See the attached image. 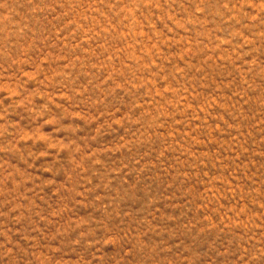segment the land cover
Here are the masks:
<instances>
[{
	"label": "rangeland",
	"instance_id": "1",
	"mask_svg": "<svg viewBox=\"0 0 264 264\" xmlns=\"http://www.w3.org/2000/svg\"><path fill=\"white\" fill-rule=\"evenodd\" d=\"M0 264H264V0H0Z\"/></svg>",
	"mask_w": 264,
	"mask_h": 264
}]
</instances>
